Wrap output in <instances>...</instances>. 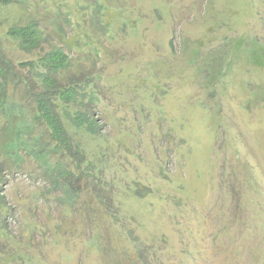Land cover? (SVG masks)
Here are the masks:
<instances>
[{"label":"rangeland","instance_id":"374dc122","mask_svg":"<svg viewBox=\"0 0 264 264\" xmlns=\"http://www.w3.org/2000/svg\"><path fill=\"white\" fill-rule=\"evenodd\" d=\"M31 21L99 91L103 137L84 138L125 220L100 247L35 164H5L7 264H264V0H13L0 37L15 63L42 54L5 35ZM136 182L147 193L124 196Z\"/></svg>","mask_w":264,"mask_h":264},{"label":"trees","instance_id":"16d2710c","mask_svg":"<svg viewBox=\"0 0 264 264\" xmlns=\"http://www.w3.org/2000/svg\"><path fill=\"white\" fill-rule=\"evenodd\" d=\"M12 1L0 0V6ZM5 35L21 50L42 54L15 63L0 37V126L12 131L1 148L5 157L0 170L5 164L12 168L35 164L50 185L46 196L53 194L66 212L79 204V211L94 226L93 241L102 247L103 226H117L125 219L119 215L115 178L99 164L101 148H90L84 138L103 137L99 118L87 112V107L99 103V91L81 78V66L73 63L64 47L43 49L47 38L36 22L11 25ZM3 181L0 199L4 201ZM128 190L124 196L147 193L139 182ZM7 257L0 252V264L9 263ZM20 260L26 263L25 258Z\"/></svg>","mask_w":264,"mask_h":264}]
</instances>
